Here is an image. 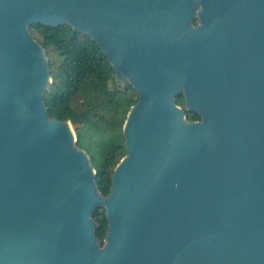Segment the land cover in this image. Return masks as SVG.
<instances>
[{
  "label": "water",
  "instance_id": "water-1",
  "mask_svg": "<svg viewBox=\"0 0 264 264\" xmlns=\"http://www.w3.org/2000/svg\"><path fill=\"white\" fill-rule=\"evenodd\" d=\"M33 23L89 35L138 92L108 195L49 115ZM0 264H264V0H0Z\"/></svg>",
  "mask_w": 264,
  "mask_h": 264
},
{
  "label": "trees",
  "instance_id": "trees-1",
  "mask_svg": "<svg viewBox=\"0 0 264 264\" xmlns=\"http://www.w3.org/2000/svg\"><path fill=\"white\" fill-rule=\"evenodd\" d=\"M30 29L49 57L53 80L44 90L49 115L73 123L77 144L90 154L99 189L108 195L114 169L125 156L123 126L138 92L130 83L124 87L117 83L107 55L89 35L69 24L33 23ZM177 102L189 120L201 118L186 109L182 94ZM92 216L99 223L95 233L104 244L105 208H97Z\"/></svg>",
  "mask_w": 264,
  "mask_h": 264
},
{
  "label": "rangeland",
  "instance_id": "rangeland-1",
  "mask_svg": "<svg viewBox=\"0 0 264 264\" xmlns=\"http://www.w3.org/2000/svg\"><path fill=\"white\" fill-rule=\"evenodd\" d=\"M73 127H74V125H73Z\"/></svg>",
  "mask_w": 264,
  "mask_h": 264
}]
</instances>
